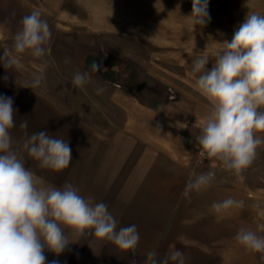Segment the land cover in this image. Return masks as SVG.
<instances>
[{
    "label": "rangeland",
    "instance_id": "obj_1",
    "mask_svg": "<svg viewBox=\"0 0 264 264\" xmlns=\"http://www.w3.org/2000/svg\"><path fill=\"white\" fill-rule=\"evenodd\" d=\"M191 8L192 0H9V37L0 33V47L11 50L21 17L38 10L47 20V55L37 60L24 54L18 69L0 71V95L12 97L16 109L12 135H23L19 123L26 119L29 134L46 131L69 142L72 161L64 171L42 170L30 160L26 167L46 183L68 181L81 195L105 202L120 226L137 225V255L125 256L149 250L143 216L149 217L144 212L149 213L150 196L172 189L178 174L212 170L213 182L235 180L227 183L254 193L264 225V145L240 177L201 156L196 137L209 105L197 99L205 98L190 74L192 61L219 51L247 13L264 15V0H209L205 26L192 22ZM93 61L104 70L92 73L83 88L74 87L73 75L90 71ZM41 67V86L28 88ZM103 246L112 260L118 250L89 235L58 257L45 255L48 264H86L82 257H102ZM255 255V264H264V255Z\"/></svg>",
    "mask_w": 264,
    "mask_h": 264
},
{
    "label": "clouds",
    "instance_id": "obj_2",
    "mask_svg": "<svg viewBox=\"0 0 264 264\" xmlns=\"http://www.w3.org/2000/svg\"><path fill=\"white\" fill-rule=\"evenodd\" d=\"M208 7L209 0H192L189 17L195 25L205 26L210 21ZM50 40L47 20L33 10L21 17L11 50H3L0 64L8 71L20 67L24 54L42 60L50 51ZM101 70L102 65L93 61L90 71L73 75V86L83 88L91 74ZM190 74L209 105L196 137L200 155L215 159L240 177L264 145V15L247 13L219 51L211 56L202 53L192 61ZM43 81L41 67L33 73L28 88L36 89ZM13 103L12 97L0 95V264H48L46 251L58 257L86 235L110 243L121 253L135 255L140 241L137 225L120 226L105 202L81 195L68 181L62 186L46 183L32 167H26L30 160L39 169L60 173L70 166L72 150L63 136L46 131L29 134L26 119L19 123L23 135L14 138L17 122ZM214 178L212 170L191 174L183 197L190 203L192 195L206 191ZM242 204L227 197L213 202L211 210L221 214ZM258 229L264 232V225ZM259 232L241 227L234 240L246 251L264 255V235ZM186 260L175 247L162 257L154 252L146 257L147 264H186Z\"/></svg>",
    "mask_w": 264,
    "mask_h": 264
},
{
    "label": "crops",
    "instance_id": "obj_3",
    "mask_svg": "<svg viewBox=\"0 0 264 264\" xmlns=\"http://www.w3.org/2000/svg\"><path fill=\"white\" fill-rule=\"evenodd\" d=\"M0 2V33L9 37V0ZM4 48L8 47L4 45ZM3 70L5 68L0 64V71ZM197 99L206 102L205 99ZM190 175L178 174L173 178L175 185H172V189L168 186L165 191H157V194L150 196L149 213L144 212L149 217L143 216L149 225V250L138 254L141 257H130L129 254L126 257L117 251L111 260L110 252L103 246L102 264H130L133 260L136 264H147L149 252L156 253L159 258L173 247L185 254L186 264H255V253L246 251L234 240L241 227L259 232L260 212L251 198L254 193L240 189L236 183L229 184L235 180L220 177L212 181L206 191L194 193L189 203L182 192ZM227 197L242 201V206L221 214L214 213L212 203Z\"/></svg>",
    "mask_w": 264,
    "mask_h": 264
},
{
    "label": "trees",
    "instance_id": "obj_4",
    "mask_svg": "<svg viewBox=\"0 0 264 264\" xmlns=\"http://www.w3.org/2000/svg\"><path fill=\"white\" fill-rule=\"evenodd\" d=\"M101 258L102 257H82V260L85 261L86 264H92L94 261L102 264V259Z\"/></svg>",
    "mask_w": 264,
    "mask_h": 264
}]
</instances>
